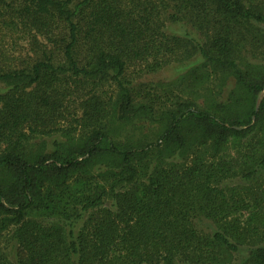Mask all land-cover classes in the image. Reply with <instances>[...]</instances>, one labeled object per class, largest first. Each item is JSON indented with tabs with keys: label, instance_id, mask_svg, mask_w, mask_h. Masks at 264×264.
<instances>
[{
	"label": "trees",
	"instance_id": "obj_1",
	"mask_svg": "<svg viewBox=\"0 0 264 264\" xmlns=\"http://www.w3.org/2000/svg\"><path fill=\"white\" fill-rule=\"evenodd\" d=\"M263 91L264 0H0V264H264Z\"/></svg>",
	"mask_w": 264,
	"mask_h": 264
},
{
	"label": "rangeland",
	"instance_id": "obj_2",
	"mask_svg": "<svg viewBox=\"0 0 264 264\" xmlns=\"http://www.w3.org/2000/svg\"><path fill=\"white\" fill-rule=\"evenodd\" d=\"M22 46V47H21ZM17 53L19 52H23L22 49H25V43L21 40H19L15 46ZM177 74L175 73V70L168 68L166 71H158L156 73H151V74H139L136 75L132 69L128 70L127 73V77L132 79V84L133 85H142V84H149V86L147 87V90L144 91V94H149L154 96V100H157L159 103L163 102L162 98H158V97H163V96H159V95H163L162 93H158L156 94L155 91H152L153 88H158V87H166L165 85L172 83L174 80H176L177 78ZM230 86V88L233 87V83L230 82V84H228ZM151 87V88H149ZM174 87V88H173ZM171 88H173L172 91V96H175L177 93L182 97L184 96L183 91L181 92V90L179 88H177L176 86H174L172 84ZM105 91L110 90L109 86H105L103 88ZM154 90V89H153ZM158 91H161V88H158ZM155 94V95H154ZM152 96L148 97V98H152ZM264 96V91L260 94V100L261 98H263ZM190 97V96H189ZM191 98V97H190ZM7 244L6 241V237H2L0 238V252L5 250V246Z\"/></svg>",
	"mask_w": 264,
	"mask_h": 264
},
{
	"label": "water",
	"instance_id": "obj_3",
	"mask_svg": "<svg viewBox=\"0 0 264 264\" xmlns=\"http://www.w3.org/2000/svg\"><path fill=\"white\" fill-rule=\"evenodd\" d=\"M259 102H260V100L257 101V104H256V110L258 109Z\"/></svg>",
	"mask_w": 264,
	"mask_h": 264
}]
</instances>
